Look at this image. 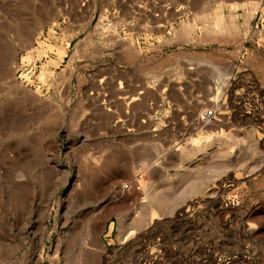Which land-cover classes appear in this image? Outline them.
Masks as SVG:
<instances>
[{"label":"rangeland","instance_id":"374dc122","mask_svg":"<svg viewBox=\"0 0 264 264\" xmlns=\"http://www.w3.org/2000/svg\"><path fill=\"white\" fill-rule=\"evenodd\" d=\"M251 1L260 2L0 0V264H106L112 223L119 238L141 232L146 264H264V132L223 110L205 134L176 146L145 136L125 155L108 148L112 134L128 139L127 111L154 112L149 103L159 95L146 90L153 81L176 86L172 118L212 108L211 75L218 70L224 85L239 64L222 46L237 49L259 10L250 22L246 9L233 12L238 36L214 22L222 16L229 26L231 4ZM187 25L196 27L193 40L181 38ZM245 64L244 77L264 86V59ZM138 86L147 93L138 106L116 101L135 97ZM139 174L146 202L123 190ZM223 182L236 208L220 209ZM188 207L192 222L179 223ZM156 234L167 242L162 261L150 254L160 250Z\"/></svg>","mask_w":264,"mask_h":264},{"label":"built area","instance_id":"2783aa9c","mask_svg":"<svg viewBox=\"0 0 264 264\" xmlns=\"http://www.w3.org/2000/svg\"><path fill=\"white\" fill-rule=\"evenodd\" d=\"M259 2V12L256 14V18L250 23L247 34L243 38V42L238 46L234 51H230L229 46H222V51L228 55H237L239 59V64H234L229 71L227 76H224L223 83L224 92L222 91V95L217 102H214L212 108H200L192 110V116L189 113L181 112L182 117L172 118L171 116L177 108L175 106L176 102L172 100L171 95L168 93L169 91L175 90L173 86L167 85L163 86L157 81H153L148 85L146 90H149L152 94L159 95V100L157 102H150V110L154 111L152 114H143L141 113L139 116L135 117V115L129 111L126 112V117L121 123L123 126H127L123 130L127 131L126 134L130 135H153V138H162L159 137V133L164 129L168 128L170 124L168 123L171 120H178L182 125V130L180 133V137L178 139H171L173 145L176 146L178 144H182L183 140H189V138L197 137L201 134L206 133V129L209 126H212L221 121V116L223 114V110H226V114L233 115L235 120L244 123L253 124L257 129L264 132V86L257 81V79L249 78L248 80L244 77L245 73H251L247 68H242L247 60L256 59L262 60L264 59V0ZM253 2V1H251ZM82 13V11H79ZM104 28L107 30H114L115 26L113 23L105 22ZM139 42L138 37L132 36ZM128 40V39H127ZM131 41V39H130ZM249 64V63H248ZM121 69V68H120ZM195 68H190V70H194ZM125 71V70H124ZM126 72V71H125ZM129 73V72H126ZM228 78V79H227ZM130 85L125 82L118 83V88L123 92L128 93ZM140 89V86L137 87ZM213 88V87H212ZM146 90L140 89L134 96L125 95L123 98H118L116 101H121L124 106L128 108L132 106H138L140 102H142V98L146 96ZM170 97H169V95ZM175 103V104H174ZM167 113L169 115L167 122L163 121V117L160 118V113ZM117 124V123H115ZM176 128V124H174ZM167 137V136H166ZM168 138V137H167ZM173 147V146H172ZM141 177V178H139ZM143 177L141 174L137 175V178L130 182L126 183L123 186L124 192L131 193H141L142 198L140 202H146V191L143 185ZM227 182L221 183L220 188H218V194L223 191L222 188H225ZM231 184V182H229ZM232 186V185H230ZM224 192V191H223ZM221 199L222 207L220 209L225 210V206L233 209L237 207L238 198L235 195L224 196V193H221L219 196ZM190 207H188V211L181 212L178 215L177 221L179 223H191L192 216L189 215ZM192 213V212H191ZM126 221V220H125ZM163 220L161 221V224ZM125 224L130 225L128 221ZM159 225V224H158ZM157 225V226H158ZM119 226V221H118ZM115 229V240L111 241V243H106V264H126V262H133L131 264H146L144 262V256L148 253L149 248L145 245V241H142L138 235H141V232L136 233L135 231H128L129 236L136 235L133 238H129V236H121L118 237V227L114 223L109 226V232ZM203 231L201 228L200 233ZM124 232V233H125ZM186 234L190 233L185 231ZM138 236V237H137ZM137 238V239H136ZM154 243H157V246L160 248L158 253L153 254L150 252L151 256H155L156 259L160 261L166 258V254L164 253L165 249H167V242L162 235L156 234L153 239ZM141 247L138 248L135 252H130L132 244L139 243ZM116 245H120L121 247L117 248ZM110 246V249L109 247ZM120 252V250H122ZM176 250L175 248H173ZM136 250V248L134 249ZM122 256V257H121ZM118 258H122V261L116 262Z\"/></svg>","mask_w":264,"mask_h":264},{"label":"bare ground","instance_id":"6f19581e","mask_svg":"<svg viewBox=\"0 0 264 264\" xmlns=\"http://www.w3.org/2000/svg\"><path fill=\"white\" fill-rule=\"evenodd\" d=\"M167 3V2H166ZM224 5V4H223ZM232 5V7H230V5H229V7L230 8H232L231 9V11H232V14H231V16H230V18L229 19H231V21H229V26H228V22H224V20H222V16H221V18H219L216 22H214L215 23V25H216V23L218 22V24H219V26L217 25V27L219 28V30L221 31L220 33H224L225 35H226V33H228L229 35L228 36H234V35H237L238 36V34H240L239 33V30L238 29H240L237 25L238 24H236V19H237V17H238V15H237V17L233 14V12H236V11H238L239 9H243V10H245L246 9V12H247V19H250V20H248V22H250L252 19H253V17L255 16V14H256V12L258 11V9H259V6H258V4L256 3V2H252V3H248V4H239V3H232L231 4ZM170 6V5H169ZM222 7V6H221ZM162 8H165V7H162ZM168 8V7H167ZM160 9H161V7H160ZM166 9V8H165ZM169 9V8H168ZM220 9V8H219ZM224 8H222V10H223ZM161 10H164V9H161ZM164 12H165V10H164ZM167 13H168V10H167ZM162 14V13H161ZM211 14V13H210ZM229 14V15H230ZM237 14V13H236ZM249 14V15H248ZM163 15V14H162ZM164 16V15H163ZM162 16V18H161V20L164 18ZM167 16V15H166ZM210 16V15H209ZM224 16V15H223ZM212 17V16H211ZM245 17V16H244ZM207 18L209 19L210 17H208L207 16ZM207 18H205V20L207 19ZM226 18V17H225ZM255 18V17H254ZM223 19H224V17H223ZM227 19V18H226ZM164 20V19H163ZM162 20V21H163ZM203 20V19H202ZM201 20V21H202ZM204 20V21H205ZM254 20V19H253ZM160 21V20H159ZM203 21V22H204ZM211 21H214V19L213 20H211ZM205 23V22H204ZM210 23V22H209ZM237 23H238V20H237ZM245 24V23H244ZM245 26H246V24H245ZM248 26H249V23H248ZM195 26H185L183 29H181V38H183V40H193V32L196 30V27L194 28ZM209 27V26H208ZM211 28H213L212 27V25L210 26ZM209 27V28H210ZM243 27H244V25H243ZM164 28V27H163ZM217 28V29H218ZM247 28V27H246ZM161 29V28H160ZM195 29V30H194ZM205 29V28H204ZM217 29H213L215 32H217L218 30ZM242 29V28H241ZM245 29V28H244ZM213 30H211L212 32H213ZM246 30V29H245ZM210 31V32H211ZM199 32V31H198ZM205 32V31H204ZM207 32V31H206ZM209 32V31H208ZM209 32V33H210ZM214 33V32H213ZM205 34V33H204ZM208 34V33H207ZM212 34V33H211ZM215 34H217V33H215ZM215 34H212V36L210 35V37L212 38L213 37V35H215ZM195 35V34H194ZM206 35V34H205ZM207 36V35H206ZM221 36V35H220ZM227 36V37H228ZM224 37V36H223ZM182 40V39H181ZM210 40V39H209ZM218 69V68H217ZM219 75H220V73L218 72V70H215V72H214V74L213 75H211V79H212V81H213V88L211 89V90H213V91H211V93H209V95L207 96V97H209V100H208V102L210 103H214V102H217L218 100H219V95H216V90L218 89V87H220L221 86V88H223L224 86H225V84L224 85H221L220 84V78L221 77H219ZM222 79V78H221ZM228 79V78H227ZM219 90V89H218ZM193 142V141H192ZM180 214V213H179ZM155 219V218H154Z\"/></svg>","mask_w":264,"mask_h":264},{"label":"crops","instance_id":"0c3cea01","mask_svg":"<svg viewBox=\"0 0 264 264\" xmlns=\"http://www.w3.org/2000/svg\"><path fill=\"white\" fill-rule=\"evenodd\" d=\"M174 87H175L174 89H176V86H174ZM187 87H190V86H187ZM168 123L170 124V126L168 128H164L159 133V137L167 136L170 139H178L180 137V133L182 130V125H181L180 121L174 119V120L169 121ZM174 124H176V128H175V126H173ZM112 135H111L112 136L111 137V142H112L111 144L112 145H108V148L111 146V149H113L115 151L116 148L121 146L122 151H123V153H121V154H123V155H125V151H127V150H125L124 147H129L130 143H133L134 145H137V146H141L143 141L145 142V139H146L145 135H130V136H128V139H123L122 141H120V139L118 137L116 139L115 135L114 134H112ZM151 137H153V135H151V134L148 135V138H151Z\"/></svg>","mask_w":264,"mask_h":264}]
</instances>
